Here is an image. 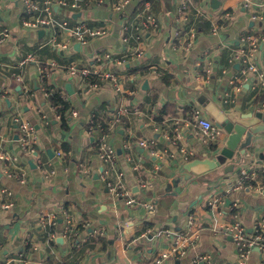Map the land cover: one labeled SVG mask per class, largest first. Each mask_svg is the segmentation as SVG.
Masks as SVG:
<instances>
[{"label":"crops","instance_id":"obj_1","mask_svg":"<svg viewBox=\"0 0 264 264\" xmlns=\"http://www.w3.org/2000/svg\"><path fill=\"white\" fill-rule=\"evenodd\" d=\"M106 1L105 6H98L82 0L79 11L54 2L53 14L58 19L84 21L105 31L85 45L55 31L57 40L67 45L56 50L46 44L53 29H23L26 15L21 0H0V31L8 29L11 35L0 44V154L5 158L0 159V189L12 193L3 199L12 206L7 210L0 206V264H23L19 254L25 264H59L58 258L61 264H158L159 255L173 245L175 233L190 229V217L194 219L190 229L194 243L184 256L159 264H191L203 254L209 256L205 264H261L264 253L259 249L241 261L230 235L222 229L215 232L213 227L215 217L219 226L239 218L251 231L264 219V193L257 192L264 180V164H257V158L242 159L227 172L226 164L194 174L170 191L168 185L184 171L186 161L204 159L214 149L204 145L193 126L194 108L209 116L202 102L207 100L228 111L249 112L264 98L244 84L234 95V104L223 101L228 81L240 69L229 61L240 46L243 31L249 27L264 38V30L250 20L253 13L264 11V0H257L261 8L251 10L242 0H219L217 8L212 0H131L123 11L114 7L120 0ZM183 6L198 31L188 50L184 42L192 40L185 39L184 32L189 26L176 22ZM226 12L233 15L232 20L212 35L213 17ZM149 15L157 25L141 31L138 20ZM30 55L34 61L20 66ZM208 55L209 80L202 81L196 68ZM257 59L264 70V41ZM40 64L53 67L47 66L54 89L50 96L40 83ZM71 65L114 74L121 91L109 81L93 89L89 79L65 72ZM166 106H170L167 112ZM121 108L127 111L113 130L91 128L92 119L105 122ZM16 120L34 127V153L22 152ZM102 135L115 150L113 164L99 156ZM225 139L224 133L220 146ZM141 140L155 143L152 148L143 147ZM58 149L62 156L56 159ZM50 160L55 175L47 178L41 163ZM106 170L111 180L123 173L124 192L134 199L133 206L114 198L101 179ZM232 184L238 189L222 192L224 203L218 215L214 214L209 200ZM47 216L55 222L49 230L57 258L50 253L48 234L41 225ZM68 221L73 229L66 236Z\"/></svg>","mask_w":264,"mask_h":264},{"label":"built area","instance_id":"obj_2","mask_svg":"<svg viewBox=\"0 0 264 264\" xmlns=\"http://www.w3.org/2000/svg\"><path fill=\"white\" fill-rule=\"evenodd\" d=\"M22 4L25 8L26 17L22 19V27L23 29L29 32H35L40 29H53V34L50 36L49 40L46 44L52 46L56 50L65 49L67 45L60 43L57 40V35L55 31H59L61 33L60 36L65 37V39H74L78 43L85 45L88 42L89 38H96L103 36L105 34L104 30H98L89 27L86 22H73L71 19H58L56 15L53 13L52 5L56 2L58 5L70 6L74 11H79L82 7V0H21ZM131 0H120L117 4H115V10L123 11L126 6L130 3ZM263 1V0H262ZM95 3L98 6H105L106 0H91V3ZM264 2V1H263ZM243 6L246 9H254L256 7L261 8V5L258 6L257 0H242ZM199 13H196V20L198 19ZM233 15L229 12L224 13L220 18L212 19L213 23L211 24V34L218 35L221 30L225 29L230 21L232 20ZM250 20L256 22L260 25L261 29L264 30V11H259L258 13H253L250 16ZM176 22L178 25L185 26L188 25L189 29L184 32L185 39L190 38L192 41H189L184 46L185 49L188 50L192 48L194 40L197 37V28L195 23H191V20L188 18L186 7L180 8L179 14L177 15ZM139 28L144 32L148 31L150 27H156L157 20L153 16H148L144 20H138ZM125 30H128V26H124ZM10 31L7 29L0 31V44L5 42L10 38ZM125 39V38H124ZM127 41V39H125ZM264 38L252 32L251 28H247L243 31L242 35L240 36L239 43L240 46L237 50H235L232 58L230 59L231 66L238 64L240 65V69L237 74H235L229 81H228V88L224 91V102H228L231 104L235 103L234 95L240 92L244 86V84H248L251 87L252 91L261 92L264 94V70L261 68L260 64L258 63L257 55L259 51V47L261 46ZM209 60V55L204 62H200L197 64V71L196 76L202 80L207 81L209 80V72L210 69L205 66V63ZM34 61V58L30 55L24 60H22L19 65L23 66L27 62ZM55 63H53L54 65ZM47 66L53 68L50 64H40L38 66L39 78L40 83L45 84V88L43 92L46 96L52 95L54 89L50 87V70ZM226 71V70H225ZM65 72L68 73L72 77H78L81 75L90 81V86L93 89H98L100 86V82H112L116 87L117 90L121 89L117 86L118 80L116 76L108 71H99V70H92L88 68H84L78 65H71L67 66ZM227 104V103H226ZM256 110L263 111L264 110V98H260V102L258 103ZM126 109H120L117 114L113 115L105 122H99L95 119L91 120V128L106 131L107 129L113 130L114 126H116L119 121L120 117L126 113ZM192 114L194 116V128L197 131L200 139L204 143V145L211 147V146H220L219 143L221 142V137L224 134L223 130L219 128L212 120H210L204 110L199 107H196L192 110ZM74 116H77L76 112H73ZM18 125V130L20 134L19 144L22 149L23 153H34L35 148L34 144H36V135L35 130L32 125L27 123L26 121L16 120ZM102 135L99 140V144L97 147L98 153L100 158L106 164H113L115 162V150L111 146L109 139L106 140L105 137ZM181 137L180 134H177V138ZM154 141H147L141 140L140 145L143 147L152 148L154 145ZM182 152L187 155H192L193 152L186 151L182 149ZM62 156V151L57 150L55 153V158L59 159ZM0 159H5L0 154ZM41 162V161H40ZM41 168L44 171V176L47 178L53 177L55 175L54 171V162L52 160L41 163ZM245 172V171H244ZM109 171H103L101 179L107 185L109 191L112 193L114 198L116 199H125L126 204L128 206H133L135 201L132 198L126 196L124 192V188L122 185L123 181V173L119 172L117 178L115 180H111L108 177ZM24 182V180H21ZM238 189V186H234L233 184L229 187H223L221 192L216 193L211 200L208 202V206L211 207L212 212L218 215L220 205L224 203V199L222 198L223 191L229 192L232 189ZM257 192L259 194L264 193V180L260 182L259 186L257 187ZM12 193L7 189H0V206L2 209L7 210L12 206L11 202L3 203V199L5 196H9ZM127 198V199H126ZM150 207V206H148ZM152 207V206H151ZM41 225L45 229V232L48 234L47 236V244L50 249V253L52 256H55V249L52 248L54 245H50L52 239H54V235L50 233L49 228H52L55 225L54 219L52 217H43L41 219ZM188 225L190 229L194 226V219L193 217L189 218ZM213 227L214 231L217 232L219 230H224L227 232L234 245L236 246L239 257L241 261H244L248 258L249 254L254 248L259 249L262 253H264V219L260 220L254 228L249 231V229L244 225V223L239 219L236 218L230 225L226 226H219L218 220L215 217L213 219ZM72 223L70 221L67 222V225L64 229V233L66 236H69L72 232ZM187 230L186 233H180L174 235L173 245L163 251L158 259L157 263H161L162 261L172 258H179L180 256H184L188 248L194 243V237L190 235L191 230ZM167 234L169 233L168 230L165 231ZM20 259L23 264H25V260L22 259L23 255L19 254ZM59 260V264L62 262ZM209 261V256L197 255L192 260L191 264H205ZM264 264V261L261 263Z\"/></svg>","mask_w":264,"mask_h":264},{"label":"water","instance_id":"obj_3","mask_svg":"<svg viewBox=\"0 0 264 264\" xmlns=\"http://www.w3.org/2000/svg\"><path fill=\"white\" fill-rule=\"evenodd\" d=\"M218 2L219 0H212L213 7H219ZM40 33L42 34L43 31ZM206 101L202 102L208 115L226 135L224 144L207 151L204 159L186 161L184 171L168 185L169 191L190 181L194 174H201L203 171H214L226 164L225 172L229 169L233 170L242 159L248 162V158H257V164H264V110L243 112L233 109L228 111L214 102L208 106L209 102Z\"/></svg>","mask_w":264,"mask_h":264},{"label":"rangeland","instance_id":"obj_4","mask_svg":"<svg viewBox=\"0 0 264 264\" xmlns=\"http://www.w3.org/2000/svg\"><path fill=\"white\" fill-rule=\"evenodd\" d=\"M72 52V51H71ZM62 84H63V82H62ZM209 103H208V106H211L212 104H213V102L212 101H208ZM208 118L209 119H211V117L210 116H208Z\"/></svg>","mask_w":264,"mask_h":264},{"label":"trees","instance_id":"obj_5","mask_svg":"<svg viewBox=\"0 0 264 264\" xmlns=\"http://www.w3.org/2000/svg\"><path fill=\"white\" fill-rule=\"evenodd\" d=\"M51 97H53V96H51ZM54 101H57V99H55ZM167 108H170V106H166V110H165V112H167L168 111V109ZM213 148H215L214 146H213Z\"/></svg>","mask_w":264,"mask_h":264}]
</instances>
